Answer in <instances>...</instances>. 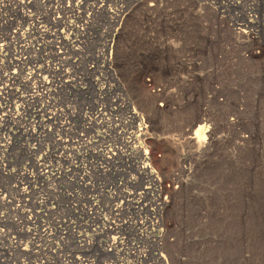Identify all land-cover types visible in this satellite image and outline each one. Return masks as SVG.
<instances>
[{"label": "rangeland", "instance_id": "1", "mask_svg": "<svg viewBox=\"0 0 264 264\" xmlns=\"http://www.w3.org/2000/svg\"><path fill=\"white\" fill-rule=\"evenodd\" d=\"M0 127V264H264V0H0Z\"/></svg>", "mask_w": 264, "mask_h": 264}, {"label": "bare ground", "instance_id": "2", "mask_svg": "<svg viewBox=\"0 0 264 264\" xmlns=\"http://www.w3.org/2000/svg\"><path fill=\"white\" fill-rule=\"evenodd\" d=\"M82 27V26H81ZM80 27V28H81ZM75 39V38H74ZM74 42H76V41H74ZM74 45H76V44H74ZM107 46H108V44H107ZM74 48H75V46H74ZM46 89V88H45ZM36 96V95H35ZM137 98H138V100H139V102H140V106L142 107V108H144V110L146 111L147 110V112H148V115H151V117L153 118L154 116H155V114H154V112H153V108L154 107H152V105H150L148 102H147V100H146V98H143V97H140V95L139 94H137ZM156 113H157V111H156ZM100 116V115H99ZM196 122H194L193 124H195ZM1 128V127H0ZM23 130V129H22ZM24 131H25V129H24ZM29 131L32 133V134H34V129H29ZM21 134V133H20ZM19 134V135H20ZM26 134H27V132H26ZM199 135V134H198ZM198 135H193L192 137H193V139L192 138H188V141L186 142V145H190L191 146V144L193 145V144H195L194 142L195 141H197L196 143L198 144L199 142L201 143L202 141H201V138L198 136ZM15 138V137H14ZM137 139L135 140L134 139V141H131L130 143H127V144H131L130 145V147H132L133 148V145H135V143H137ZM5 142L7 143V141L5 140ZM145 142V141H144ZM199 143V144H200ZM11 143H7L6 145H5V147L7 148L9 145H10ZM140 146V145H139ZM134 147L133 149L135 150V153L136 154H138V156H140V153H141V147ZM143 147V146H142ZM30 150V149H29ZM113 155V154H112ZM107 158H109L108 156H107ZM39 162L37 161V166L39 167V169L37 170V172L40 174V175H42V174H44V173H46V171H44V168H42V170L40 169L42 166L41 165H39L38 164ZM4 167V168H1L0 170H1V174L2 175H5L6 174V169H5V166L2 164V165H0V167ZM3 172H5V173H3ZM41 172H43V173H41ZM8 174V173H7ZM28 174V173H27ZM27 174L26 173H23V175H26V177H27ZM152 177V176H151ZM151 180H153V177H152V179ZM155 180H157L158 181V178L157 177H155ZM152 238V237H151ZM154 238V237H153ZM85 243H88V242H90V240H87V241H84ZM161 260V262L163 263V264H167L166 263V261L164 260V259H160Z\"/></svg>", "mask_w": 264, "mask_h": 264}]
</instances>
